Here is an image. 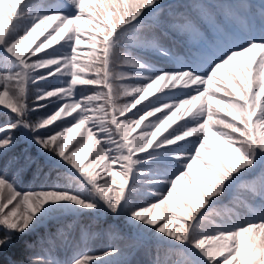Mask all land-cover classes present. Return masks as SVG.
I'll use <instances>...</instances> for the list:
<instances>
[{"label":"snow or ice","instance_id":"snow-or-ice-1","mask_svg":"<svg viewBox=\"0 0 264 264\" xmlns=\"http://www.w3.org/2000/svg\"><path fill=\"white\" fill-rule=\"evenodd\" d=\"M23 2L18 0L0 28V46L19 64L15 71L0 70V105L10 110V118L0 119V254L16 244L14 237L43 223L50 209L68 206L56 202L87 210L96 209L99 200L119 214L130 173L141 162L138 154L172 146L178 149L175 174L161 181L167 187L155 193V202L128 210L130 223L186 242L205 264H264V0L255 11L248 0H36L33 6L41 14L13 37L10 29L22 15ZM68 7L76 9L74 15L61 14ZM65 39L71 40L68 56L46 55ZM83 45H90L91 52L89 63L81 66L78 47ZM134 49L172 57L176 69L162 71L146 84L126 82L142 75L125 70L143 67ZM116 56L122 57L121 70L114 72ZM40 69L43 73L32 82L60 73L70 80L63 87L38 90L30 108L28 77ZM89 70L95 78H85ZM77 85L107 91L74 99ZM166 89L176 90L169 94L180 98L142 105ZM120 97L128 102L119 103ZM56 100L63 102L35 121L28 119L46 107L40 102ZM20 126L34 133L31 142L39 150L76 171L90 195L63 185L60 174L50 180V170L31 152L12 151ZM29 172L33 183L28 190L19 189L18 182ZM250 203L254 206L247 217L233 211ZM213 216L224 217V222L206 226ZM105 227L119 230L114 223ZM127 238L135 245L143 234ZM39 243L51 253L56 234L24 241L28 255L7 264H93L123 255L115 244L96 257L85 255L78 243L65 240L73 254L47 259L35 252Z\"/></svg>","mask_w":264,"mask_h":264},{"label":"trees","instance_id":"trees-1","mask_svg":"<svg viewBox=\"0 0 264 264\" xmlns=\"http://www.w3.org/2000/svg\"><path fill=\"white\" fill-rule=\"evenodd\" d=\"M36 0H24L21 9L19 10L22 15L14 22L12 28L16 27V24L25 22L26 16L29 15L30 9H34L33 6ZM250 4L253 5V10H257L261 0H248ZM118 33L114 35L113 40L118 39ZM1 48L3 46H0ZM50 50H46V55L50 54ZM134 53L137 58L146 60L157 68L162 70H168L172 68L174 59L169 56L160 55L155 51L134 49ZM179 54V53H178ZM121 56H116L113 58V71L121 70ZM242 59V58H237ZM87 64V63H85ZM83 64V66L85 65ZM0 65L3 70L15 71L19 68V64L16 58L12 57L11 54L6 55L0 49ZM43 69L33 71L29 74V107H33V100L36 95L40 94L42 90H50L59 84V79L54 77H49L47 79L33 81V78L39 74L43 73ZM220 75L222 78L226 79V74L223 69L220 70ZM85 78H95L92 70H89L85 75ZM118 93V84L113 81ZM76 92H80V97L93 94L96 91H107V89H101L97 86H81L77 85ZM3 90V89H0ZM40 90V91H38ZM128 102L127 97H120L119 103L123 104ZM46 104V107H40L36 111L31 112L28 116L29 120L35 121L39 116L47 114L50 112L60 100H56L52 103L40 102ZM140 106H138L139 108ZM10 110L4 105H0V119H8ZM135 113L136 110H133ZM64 125H60L62 128ZM41 135L46 134L44 130L40 131ZM34 135L30 129L24 128L23 126L18 127L15 130L16 145L12 151L19 152L22 150H27L36 156L45 166V171H49V179H57L58 174L60 182L69 188H81L83 190V182L76 171L69 169L68 167L62 165L56 157H50V154L44 153L38 149L34 142H31V136ZM71 147V145H70ZM171 146L164 147L166 150L170 149ZM161 147L160 150L164 149ZM155 149L152 151L148 150L147 154H138V159L140 163L134 166V170L130 173L129 183L126 187V193L124 198L119 205V214L111 213L102 202L97 200L98 207L96 209H81L75 211L61 210L55 211L54 213H49L45 221L39 224L37 227L31 231H27L25 234H20L14 237L16 244L8 251L0 254V264H7L9 259H20L25 255L23 243L24 241H34L42 236H46L48 233H55L57 238V244L52 248L51 253L48 252V246L39 243L35 249V252L39 255L43 253L47 259L62 260L64 258L70 257L73 253L72 247L66 246L64 244L65 240L72 243H78L80 249L84 251L85 255L96 257L99 252L105 250L109 244H115L120 247L123 251V255L120 258H106L102 257L99 261H94L93 264H150L151 261L160 260L161 264H197L191 252L188 251L189 246L186 242L184 245L176 242H169L160 239L158 236L154 235L153 232L148 231L144 227H137L130 223V219L127 212L130 208L143 206L149 199L154 196L149 192L151 188L155 186V183H148L142 180L140 177L146 176H157L159 172L165 171V173L170 172L172 169L170 167L172 164L170 160L157 159V154L154 153ZM153 152V153H152ZM171 152V151H169ZM150 153L152 155H150ZM145 155L151 156L152 159L148 160ZM87 161V160H86ZM140 169H145L148 173H138ZM149 178V177H146ZM156 177H150V180H154ZM33 183L31 172L25 174V176L18 182L17 187L21 190H28V186ZM83 195L86 197L90 193L83 190ZM249 206H254V204H249L246 207H237L233 209L234 212L242 217L249 216L246 213V209ZM93 217L100 218L95 220ZM210 222L215 224H221L224 222V217L213 216L210 220H206L205 224L211 227ZM117 224L119 230L109 231L105 225L106 224ZM143 234V238H139L138 242L133 245L127 237L129 235H134L137 233ZM37 258V257H34ZM117 260H123L119 262Z\"/></svg>","mask_w":264,"mask_h":264},{"label":"rangeland","instance_id":"rangeland-1","mask_svg":"<svg viewBox=\"0 0 264 264\" xmlns=\"http://www.w3.org/2000/svg\"><path fill=\"white\" fill-rule=\"evenodd\" d=\"M17 3H18V0H0V28H3L6 25V23L8 22L9 18L12 15L13 11L15 10ZM75 11H76V9L74 7H68V8H64V9L60 10L61 14L64 16L74 15ZM40 14L41 13L38 11V9H36V8L30 9L29 15L26 16V18L28 17L26 19V21L16 24L15 28L10 29L9 35L14 37L16 35L22 34L28 27H30V25L34 21V19L37 18L38 15H40ZM80 23H81L82 27H86V25H84V23H83V20ZM85 35H87V34H85ZM0 49L4 54H6V55L9 54L6 52V50L3 47L2 48L0 47ZM70 49H71V40L65 39V40L58 42L56 45L52 46L49 49L51 52L47 56H50V57L68 56L70 54ZM90 52H91L90 45H83V46L78 47V59L82 62L81 66H83V64H85V63H89V60H90L89 53ZM156 53H158V52H156ZM158 54L162 55L161 53H158ZM137 59L141 62L143 67H140V68L128 67L125 70L129 71V72L140 73L142 75L137 77L136 79H134L132 81H126V82H129V83L132 82L135 84H146L156 74H158L162 71L170 72V71H173L176 69V61L175 60L172 64L171 69L162 70V69L157 68L155 65H153L152 63H150L146 60H143L140 58H137ZM0 70H3L1 65H0ZM52 77H54L55 79H59V84L53 88L63 87L70 80V77L67 74H63V73L56 74ZM74 89L75 90H74V97L73 98L79 99L80 98V92L79 93L76 92V90H77L76 86H74ZM0 91H2V90H0ZM175 91L176 90H174V89L173 90L166 89L163 92L154 93L152 97L146 98V100L142 102V105H148L149 107H154L158 104L166 103L169 100L179 99L180 95L169 94V93H175ZM87 95H92V94H87ZM133 98L134 97H131V96L129 97L130 100ZM62 102H63V100H60V103H62ZM139 108L141 111L144 110L143 108H141V106ZM77 135H79V134H77ZM164 147H166V146H164ZM152 149H155L154 153L157 154L156 155L157 159H162L165 161L168 159L170 160V163L172 164L170 169H172V170L170 172H167V173H165V171L159 172L157 174V176H146L149 178L140 177L145 182H148L150 180V177H156L154 179L156 181L155 186L153 188H151V190L149 192L154 197L152 199H149L146 203L151 202V201L155 202L154 200H156L158 198L155 195V193H159V192L166 190L167 185L164 183H161V181H163V180L167 179L168 177L175 174L176 161H175L174 157L178 154V149H175L172 146L170 147V149H167V150L165 148L160 150L161 148H156V147H153ZM152 149H150V150L152 151ZM169 151H171V152H169ZM150 155H152V154L150 153ZM91 158H92L91 153H89V158L87 159V161L85 160V163L86 164L89 163ZM113 170L119 171L118 168L113 169ZM195 172H196V168L194 167L193 173L195 174ZM138 173H148V172H146L145 169H140L139 172H136V175H138ZM119 179L120 178L117 177V180H119ZM181 185H183L185 187V190H187V185L184 181H181ZM146 203L143 206H148V204H146ZM254 203L258 204V202H254ZM56 204H68V206L67 207H53L52 209H50L49 213H51V212L54 213L55 211H58L59 209L69 210V211L77 210L76 206L71 205L70 202H56ZM252 207L253 206H251V207L249 206V208L246 209V213L248 215L251 214V208ZM257 222H259V221H257ZM137 224H139V222H137ZM211 224H212V222H210V225ZM144 228L147 229L146 227H144ZM148 231H150V230H148ZM151 232H153V234L158 236L160 239H163V240H166L169 242L181 243L179 241H175L174 239L167 237L165 234H160V233L155 232V231H151ZM181 244L184 245V243H181ZM184 246L187 247L189 252H191V256H193L195 258L197 264H205L204 258L200 255V253L197 250H195L191 245H189V246L184 245ZM109 259H111V258H109Z\"/></svg>","mask_w":264,"mask_h":264}]
</instances>
